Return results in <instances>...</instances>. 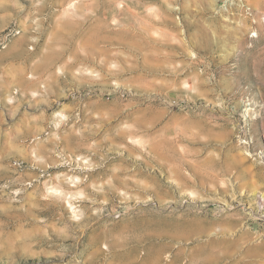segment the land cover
Segmentation results:
<instances>
[{"label":"rangeland","instance_id":"rangeland-1","mask_svg":"<svg viewBox=\"0 0 264 264\" xmlns=\"http://www.w3.org/2000/svg\"><path fill=\"white\" fill-rule=\"evenodd\" d=\"M0 264H264V0H0Z\"/></svg>","mask_w":264,"mask_h":264},{"label":"bare ground","instance_id":"bare-ground-1","mask_svg":"<svg viewBox=\"0 0 264 264\" xmlns=\"http://www.w3.org/2000/svg\"><path fill=\"white\" fill-rule=\"evenodd\" d=\"M72 206V205H71ZM72 208V207H71ZM73 210V209H72Z\"/></svg>","mask_w":264,"mask_h":264}]
</instances>
